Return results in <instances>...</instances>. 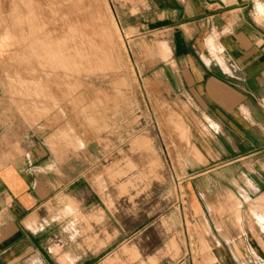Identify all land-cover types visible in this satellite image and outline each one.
Returning <instances> with one entry per match:
<instances>
[{
    "label": "crops",
    "instance_id": "crops-1",
    "mask_svg": "<svg viewBox=\"0 0 264 264\" xmlns=\"http://www.w3.org/2000/svg\"><path fill=\"white\" fill-rule=\"evenodd\" d=\"M128 5L124 19L134 22L127 27L134 31L131 37L160 35L159 49L167 57L162 75L176 100L193 118L208 117L221 128L206 144L204 163L215 168L176 178L182 199L178 216L185 206L191 214L202 210L210 228L220 221L226 231L176 240L195 247L173 259L169 239L154 248L152 207L133 205L122 216L114 205L84 204L78 198L86 190H73V155H57L22 134L11 136L8 112H0V264H264V236L235 231L229 202L238 192L227 187L246 181L250 189L244 196L261 199L264 211V0H131ZM193 145L199 149L196 141ZM238 162L245 170L236 176L227 166ZM198 177L225 187L201 190ZM202 196L208 198L205 205ZM218 210L224 215L217 216ZM259 211L254 216L262 224ZM168 212L167 207L160 219H168Z\"/></svg>",
    "mask_w": 264,
    "mask_h": 264
},
{
    "label": "rangeland",
    "instance_id": "rangeland-1",
    "mask_svg": "<svg viewBox=\"0 0 264 264\" xmlns=\"http://www.w3.org/2000/svg\"><path fill=\"white\" fill-rule=\"evenodd\" d=\"M129 1L91 0V9L84 11L82 17L90 32L99 31H93L98 37L90 33L95 37L91 35L96 54L89 53L88 66L83 61L81 66L71 65L64 70L39 62L23 46L16 28L12 30L15 41L11 43V35L6 34L3 27L11 25L9 10L15 8L20 12L24 6L21 0H0V112H8L11 136L17 138L16 135L22 134L26 142L39 141L57 155L63 156L65 151L73 155V190H86V196L82 194L78 198L84 204L100 203L101 208L114 205L122 216L133 205L140 210L152 207L154 248L160 247L162 239H169V250L176 259L185 249L195 247L177 244L176 240L222 235L226 231L220 221L215 223L214 229L210 228L204 220L207 213L202 210L191 214L185 206L178 216L176 209L177 202L182 200L177 176L215 168L214 164L204 163L205 154L209 152L206 144L221 134V128L208 117L193 118L187 106L176 100L162 75V63L167 57L159 49L160 35L131 37L134 31L127 27L134 22L124 19L128 15ZM93 2L97 12L92 11ZM46 13L44 22L52 29V15L49 11ZM94 21L102 25H95ZM98 26L103 30H97ZM172 88L175 91V87ZM195 141L199 149L194 147ZM201 146L204 149H200ZM227 167L236 176L245 170L240 162ZM217 183L205 177L195 180L201 190L225 187ZM227 187L238 192L229 202L233 224L237 226L235 231L264 236L261 228L264 222L259 223L254 216L256 210L264 215L262 200L244 196L243 190L250 189L246 181L236 180ZM97 192L100 193L98 202ZM241 194L243 197L239 196ZM206 200L208 198L202 196L201 205L207 204ZM167 207L169 218L160 219ZM216 213L224 215L219 210ZM196 216L201 220H194ZM127 221L125 227L132 229L134 225Z\"/></svg>",
    "mask_w": 264,
    "mask_h": 264
},
{
    "label": "bare ground",
    "instance_id": "bare-ground-1",
    "mask_svg": "<svg viewBox=\"0 0 264 264\" xmlns=\"http://www.w3.org/2000/svg\"><path fill=\"white\" fill-rule=\"evenodd\" d=\"M21 2L23 4V6H24V10L19 12L15 8L10 9L9 10V15H10V19L9 20L11 22V25L5 24L4 27H3V30H5V33L11 35V43L13 41H15L14 36L12 35V30L14 28H16V30L19 31V40L22 42L24 47H27L29 49L31 55H33L35 58H37V60L39 62H42L43 64H47L49 66H52L54 69H55V67L56 68L60 67V68H62L64 70H67L68 67H70L71 65H73L74 67H77L79 65L81 66L83 64V61H86V64H87V62L89 61V56H90L89 53L91 55L96 54L95 53L96 44L93 41V38H95V37H93V35H95L96 34L95 32H97V31L93 30L95 28V26L92 24V26H94L92 28V30L95 31L94 32L95 34L93 33V31L90 32L89 29L87 28V27H89V25L87 26V24H85L83 22V17H82V13L84 11H88L89 8L91 9V3H92L91 0H89L88 2H87V0H86V2H85V0H21ZM94 2H93V4L95 5L96 3H94ZM22 7H20V9ZM94 7H95V9L93 10ZM94 7L92 8V11H95L97 9L96 5ZM98 7H99V5H98ZM46 11H49L50 14L52 15V18H51L52 29H50L48 27V25H46L45 22H44V20L46 18L45 15L47 14ZM95 12H97V11H95ZM35 14H37V15H35ZM73 15H75V17ZM94 15H92L93 18L95 17ZM36 16H37L38 20H37ZM58 16H60V18H58ZM88 18H91V15ZM99 19L95 18V21L99 20ZM95 21H94V24H95ZM100 21L101 20H99V22ZM90 22H92V21L90 20ZM97 25H102V24L100 23V24H97ZM99 27H101V26H98L97 30L98 29H102L103 30V27H101V28H99ZM106 30H104V31H106ZM90 33H93V35L90 34ZM101 33H102V31H100L99 34L101 35ZM104 33H103L102 36H104ZM91 35H92L93 38H91ZM96 35H97L96 37L99 36L98 34H96ZM102 36H100V37H102ZM100 37H99V40L102 41L100 39ZM97 39L98 38H96V40ZM99 40H97V41H99ZM106 43L108 44V42H106ZM106 43H104V44H106ZM109 43H110V41H109ZM102 44H103V42H102ZM102 44H101V47H104ZM99 48H100V45H99ZM106 48H107V46H106ZM103 49L104 48H102L101 50H103ZM101 50H99V51H101ZM164 50H165V48H164ZM26 51H28V50H26ZM164 52H166V51H164ZM101 57L105 58V56H103V55ZM91 60H92V57H91ZM90 62H88V63L90 64ZM94 62H95V60H94ZM95 65L98 66V64H96V62H95ZM95 65H94V67H95ZM87 66H88V64H87ZM87 66H86V68L88 69ZM91 66H92V64H91ZM97 66H96V68H97ZM91 69H92V67H91ZM79 71L82 72V70H79ZM19 81H21V80H19ZM33 81H31V82L33 83ZM31 82H29V84ZM22 84L23 83H21V86H22ZM27 84H28V80H27ZM27 84H25V85L27 86ZM65 84H66V82H65ZM68 84H69V82H68ZM25 85L23 87H25ZM52 86H53V84H52ZM71 86H68V87L72 88ZM58 87H60V86H58ZM33 89L34 88H32V91H33ZM74 89H75V87H74ZM71 90L73 92V89H71ZM15 91L17 92L16 89H15ZM61 91H60V93L62 94L63 91L62 92ZM37 92H38V90H37ZM97 93L98 92H96V94ZM27 96L28 95H26L25 97L27 98ZM36 96H38V95H36ZM40 98H42V97H40ZM61 98H63V97H61ZM64 100H66V99L64 98ZM48 105H50V104H48ZM50 108H52V107H50Z\"/></svg>",
    "mask_w": 264,
    "mask_h": 264
}]
</instances>
